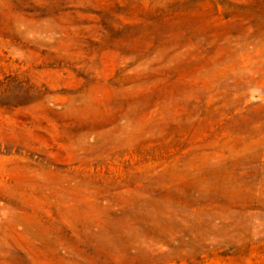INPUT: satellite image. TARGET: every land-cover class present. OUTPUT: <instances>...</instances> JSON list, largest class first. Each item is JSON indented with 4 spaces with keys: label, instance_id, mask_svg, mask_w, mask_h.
I'll return each mask as SVG.
<instances>
[{
    "label": "rangeland",
    "instance_id": "rangeland-1",
    "mask_svg": "<svg viewBox=\"0 0 264 264\" xmlns=\"http://www.w3.org/2000/svg\"><path fill=\"white\" fill-rule=\"evenodd\" d=\"M0 264H264V0H0Z\"/></svg>",
    "mask_w": 264,
    "mask_h": 264
}]
</instances>
